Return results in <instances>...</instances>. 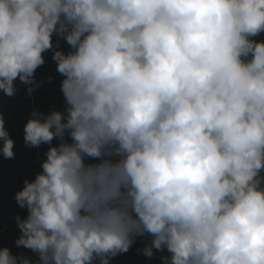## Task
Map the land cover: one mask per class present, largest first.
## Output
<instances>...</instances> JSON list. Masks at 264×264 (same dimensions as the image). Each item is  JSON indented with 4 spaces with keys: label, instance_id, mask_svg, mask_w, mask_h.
<instances>
[{
    "label": "clouds",
    "instance_id": "obj_1",
    "mask_svg": "<svg viewBox=\"0 0 264 264\" xmlns=\"http://www.w3.org/2000/svg\"><path fill=\"white\" fill-rule=\"evenodd\" d=\"M54 34L64 110L33 108L24 143L49 147L14 197L37 258L0 264H109L145 237L161 264H264V0H0L6 96L39 86ZM0 142L15 158L2 114Z\"/></svg>",
    "mask_w": 264,
    "mask_h": 264
},
{
    "label": "trees",
    "instance_id": "obj_2",
    "mask_svg": "<svg viewBox=\"0 0 264 264\" xmlns=\"http://www.w3.org/2000/svg\"><path fill=\"white\" fill-rule=\"evenodd\" d=\"M256 39H264V34ZM53 49L42 53L45 59L44 65L36 72L35 80L38 87L31 96L28 95L27 85L18 79L15 81L17 92L14 96H6L0 90V114L3 115L5 128L10 138L14 141L15 158L5 159L0 153V248L8 247L13 254L23 252L35 262L37 254L23 247L17 248L15 240L20 235L16 217L27 216V210L18 206L15 193L23 188L25 178L34 179L35 174L41 171L40 164L46 157L44 153L49 145L42 144L39 147H28L24 143V125L31 116L33 108L49 114L52 110H64V97L60 92V82L63 77L56 71V63L52 56L57 49V36L53 35ZM59 50L68 51L69 46L63 40H59ZM51 77V79H49ZM56 139L53 145L57 144ZM2 144V142H0ZM150 238H137L127 253L120 254L109 261V264H161L159 257L167 254L157 252L155 249L152 258L143 255L138 249H142ZM149 261V262H148Z\"/></svg>",
    "mask_w": 264,
    "mask_h": 264
},
{
    "label": "bare ground",
    "instance_id": "obj_3",
    "mask_svg": "<svg viewBox=\"0 0 264 264\" xmlns=\"http://www.w3.org/2000/svg\"><path fill=\"white\" fill-rule=\"evenodd\" d=\"M144 245V244H143ZM166 251V250H165ZM157 252H159V251H157ZM149 262V261H148Z\"/></svg>",
    "mask_w": 264,
    "mask_h": 264
}]
</instances>
